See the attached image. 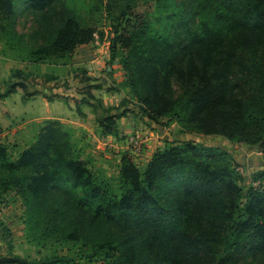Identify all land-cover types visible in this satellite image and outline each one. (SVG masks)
<instances>
[{
	"label": "trees",
	"instance_id": "obj_1",
	"mask_svg": "<svg viewBox=\"0 0 264 264\" xmlns=\"http://www.w3.org/2000/svg\"><path fill=\"white\" fill-rule=\"evenodd\" d=\"M57 1L24 2L28 9L43 11ZM19 2L0 0L4 31ZM136 6L133 0L109 4L111 60L118 49L125 52L129 88L147 119L157 124L166 118L183 134L221 136L263 150L264 0H195L188 24L181 21L167 33L155 30ZM68 17L44 54H31L36 61L71 55L93 41L90 26L76 15ZM24 74L19 71L20 82L0 98L24 86ZM173 80L182 86V95H176ZM104 118L101 134L118 135V117ZM64 127L59 120L44 121L34 143L16 160L0 144V193L21 199L30 220L43 218L42 240L84 241L92 247L83 255L88 264H264V185L243 188L241 165L231 152L166 141L144 168L125 153L117 177H107L94 171ZM263 180L264 171L255 173L254 181ZM56 197L66 198L89 220L65 219L52 205ZM71 261L55 255L40 263L5 258L0 264Z\"/></svg>",
	"mask_w": 264,
	"mask_h": 264
},
{
	"label": "rangeland",
	"instance_id": "obj_2",
	"mask_svg": "<svg viewBox=\"0 0 264 264\" xmlns=\"http://www.w3.org/2000/svg\"><path fill=\"white\" fill-rule=\"evenodd\" d=\"M24 1L20 0L13 19L3 23L7 26L6 30L0 27V77H4L0 83V93L7 90L13 83L12 79L21 71L27 76L28 87H44L50 93L49 98L55 97L54 89H60L62 93L67 94V97L63 96L66 98L65 102L56 101L58 104L54 103L53 108L59 105L69 117L62 122L64 130L70 134L74 145L83 150L84 157L92 161L95 172L106 174L107 177H117L120 159L131 149L127 146H125L127 150L117 147V142H110L108 137H103L98 130V124L112 109L101 102L108 97L116 105L110 107L120 110L118 114L125 113V119L119 124L123 129L122 135L125 137L135 132L137 135H143L145 140L147 138L143 155L138 158L133 156L139 167L144 168L147 163L145 157L150 150L148 146L151 138L157 139L164 135L165 138L155 140L161 142L160 148L164 147L166 141H192L228 150L247 173L242 187L258 188L259 181H254V175L264 171V149L262 150L260 146L231 143L221 136H205L198 133L183 135L181 127L166 118H160L157 124L147 119L142 103L129 88V71L123 63L125 52L121 48L118 49L115 59L111 60L113 30L107 10L109 4L119 5L127 0H103V3L100 0H58L52 8L43 11L28 9ZM133 1L137 5V13L145 15L155 30L169 32L174 31L181 21L188 24L190 4L195 2V0ZM68 14L76 15L84 24L91 27L95 33L93 41L79 46L71 55L64 57L53 55L36 61L31 54H44L45 48L56 38L59 28L64 23L68 24L66 21L69 19ZM68 27L75 34L74 25L70 23ZM17 80L19 81V77L15 79ZM172 86L176 95L183 94V89L180 88L182 86L175 80ZM86 87H100V91L94 94L98 97L94 96L99 101L97 105L87 107L89 95L92 94L86 91L84 93V90L88 89ZM78 98L87 99V103L80 104ZM68 104H71L73 110ZM3 111L14 113L18 120L14 118V124L9 123L10 120ZM83 111L87 114L84 115ZM82 115L87 119L92 116L88 126L94 129L93 135L83 126L88 122L81 123ZM51 116L55 117L50 115V108L42 95L25 98V93L21 91L4 100L0 99V125L15 127L14 130L0 128L2 134L0 144L8 147L12 160H16L24 149L34 143L43 122L46 121L31 122L30 119ZM99 116L101 117L98 118ZM161 125L166 128L163 135L158 133ZM249 160L255 163L249 165ZM1 179L3 178L0 176V182ZM53 201L52 205L59 210L58 213L63 212L64 218L68 221L89 220V215H80L66 198L56 197ZM26 209L23 201L14 193H0V260L20 258L27 263H40L52 259L55 255H65L71 257V264H88L83 255L92 250L90 245H86L84 241L57 242L56 237L42 240L43 218L37 221L30 220L31 215H28Z\"/></svg>",
	"mask_w": 264,
	"mask_h": 264
},
{
	"label": "crops",
	"instance_id": "obj_3",
	"mask_svg": "<svg viewBox=\"0 0 264 264\" xmlns=\"http://www.w3.org/2000/svg\"><path fill=\"white\" fill-rule=\"evenodd\" d=\"M96 74V73H95ZM93 76H95L96 78L98 77L97 75H93ZM2 78H4L3 76H1L0 77V83H1V81H2ZM15 79L17 78L16 76L14 77ZM15 79H12L13 80V83H18V82H20V79H19V81L17 80V81H15ZM8 88V87H7ZM86 88H88V87H86ZM21 91H23V93H25V98H27V97H35L36 95H42V97L45 99V101H46V104L48 105V107L50 108V115H54L55 117H49V118H32V119H30V121L31 122H37V121H39V120H59V121H61V122H65L69 117H67L66 115H65V113L62 111V108L59 106V105H56L54 108H53V106L55 105V104H58V103H55L56 101H62V102H65V99L66 98H64L63 96H68L67 94H64V93H62L61 92V90L60 89H54L53 90V94H55L54 96L55 97H53V98H49V92H48V90L47 89H45L44 87H28V84H27V82L25 81L24 82V86H20V87H17L16 88V90H15V92L14 93H12L11 95H14V94H16V93H19V92H21ZM85 91L86 92H90L92 95H89V97H90V104L91 105H89L88 104V106L87 107H92V105L93 104H95V105H97L98 103H99V101H97L96 100V98H98L96 95H94L97 91H100V87H89L88 89H86V90H84V93H85ZM1 93H4V92H1ZM87 94V93H86ZM10 95V96H11ZM9 96V97H10ZM84 96H86V95H84ZM93 98H92V97ZM94 96H96V98L94 97ZM6 98H8V97H6ZM6 98H0V99H2V100H4V99H6ZM78 100V102L81 104V103H85V102H83V99H81V98H78L77 99ZM89 100V99H88ZM102 104L104 105V106H106V107H108V108H112V110H111V112H110V114H106L105 115V117H107V116H117L118 117V119H116V121H117V123H118V125L120 124V122L123 120V119H125L124 117L125 116H121V117H119V115L120 114H118L117 112H119V111H117V108H115V107H110V106H116V105H114V103H113V101L112 100H110L108 97H105V99H103L102 101ZM53 103V104H52ZM55 103V104H54ZM72 103V102H71ZM86 104V103H85ZM69 105V107H71V104H68ZM115 108V109H114ZM71 109L73 110V107H71ZM54 110V111H53ZM75 112L73 111V114H74ZM83 113H84V115L85 114H87V112L86 111H83ZM3 114L4 115H6L8 118H9V120H10V122L9 123H13L14 124V118H16L17 120H18V116H16L14 113H12V112H8V111H3ZM73 114H71V116H73ZM84 115H82L83 116V118H82V120H81V123L83 124V123H85L86 121L88 122L87 124H85V125H83L84 126V128H85V130H88L92 135H93V132H94V129H91V127L90 126H88V124H90V122H91V115L89 116V118L87 119V117H85ZM89 115V114H88ZM101 116H99L98 118H100ZM30 123V122H29ZM156 124V123H155ZM24 125H26V124H24ZM21 126H18V128H20ZM148 127V126H147ZM0 128H3V129H10V130H14L15 129V127H13V125H10L9 127L8 126H1L0 125ZM17 128V129H18ZM160 128H161V130H159V134H161V135H163V132H164V130L166 129L165 127H162V126H160ZM119 129H120V131H119V134L118 135H111V134H109V135H106V136H103V137H105V138H107L108 137V140L110 141V142H117V147H121V148H124V149H126L127 150V148H125V146H127L128 147V145H127V142H126V140H125V138H123V135H122V133H123V129H121V126H119ZM98 130L100 131V128H99V124H98ZM153 134V133H152ZM183 135H186V134H183ZM164 136V135H163ZM163 136H159V137H157V139H154V138H151V140H150V143H149V148H150V150H149V152H148V154L146 155V157H145V159H146V162H148L150 159H151V157H152V155L155 153V151L158 149V148H160V143L161 142H155V140H159V139H163V138H165V137H163ZM154 139V140H153ZM116 148V147H115ZM124 153V152H123ZM124 155V154H123ZM122 158V157H121ZM121 160V159H120ZM253 163H255L254 161H248V164L249 165H253Z\"/></svg>",
	"mask_w": 264,
	"mask_h": 264
},
{
	"label": "built area",
	"instance_id": "obj_4",
	"mask_svg": "<svg viewBox=\"0 0 264 264\" xmlns=\"http://www.w3.org/2000/svg\"><path fill=\"white\" fill-rule=\"evenodd\" d=\"M2 134H0V137ZM124 137V136H123ZM125 140L127 142L128 147H131L130 150H128V153L133 157H141L143 155V152L145 150V142L147 141V138L145 140V137L143 135H137V133L133 132L131 134L125 135ZM238 172L245 178L247 177L246 171L243 169V167H238ZM258 182V181H257ZM256 184V183H255ZM264 185V180L259 181L257 183V186Z\"/></svg>",
	"mask_w": 264,
	"mask_h": 264
}]
</instances>
